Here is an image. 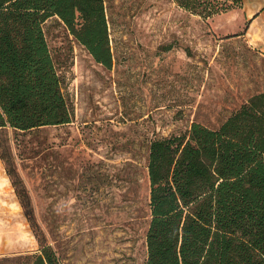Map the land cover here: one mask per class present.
<instances>
[{
  "label": "rangeland",
  "instance_id": "374dc122",
  "mask_svg": "<svg viewBox=\"0 0 264 264\" xmlns=\"http://www.w3.org/2000/svg\"><path fill=\"white\" fill-rule=\"evenodd\" d=\"M108 1L112 70L59 19L44 25L73 122L0 131L11 213L0 264H31L41 252L8 167L62 264H146L150 141L187 135L196 123L219 128L264 92V47L248 37V16L264 1L243 0L209 21L175 0Z\"/></svg>",
  "mask_w": 264,
  "mask_h": 264
},
{
  "label": "trees",
  "instance_id": "16d2710c",
  "mask_svg": "<svg viewBox=\"0 0 264 264\" xmlns=\"http://www.w3.org/2000/svg\"><path fill=\"white\" fill-rule=\"evenodd\" d=\"M206 21L243 0H175ZM108 0H0V131L73 122L59 60L44 25L59 19L96 63L113 69ZM232 3V4H231ZM146 264H264V92L219 128L193 124L181 137L150 141ZM0 159L7 156L0 144ZM15 193L41 252L31 264H62L35 222L28 193Z\"/></svg>",
  "mask_w": 264,
  "mask_h": 264
},
{
  "label": "crops",
  "instance_id": "0c3cea01",
  "mask_svg": "<svg viewBox=\"0 0 264 264\" xmlns=\"http://www.w3.org/2000/svg\"><path fill=\"white\" fill-rule=\"evenodd\" d=\"M252 2H261L264 0H251ZM259 5H263L259 3ZM264 6V5H263ZM249 19V26H248V37L251 46L257 47H264V11H256L254 13H250L248 16ZM6 178V171L3 162L0 159V233L3 232V226L9 223L10 221V209H6L5 201L3 198L4 195V187L1 185ZM15 226H18L17 223H13ZM19 225L21 223L19 222ZM0 240L5 241L7 237L4 233L0 234Z\"/></svg>",
  "mask_w": 264,
  "mask_h": 264
},
{
  "label": "bare ground",
  "instance_id": "6f19581e",
  "mask_svg": "<svg viewBox=\"0 0 264 264\" xmlns=\"http://www.w3.org/2000/svg\"><path fill=\"white\" fill-rule=\"evenodd\" d=\"M1 185L4 187L5 191L8 190L9 184H8V180L7 179H4V181H3V183Z\"/></svg>",
  "mask_w": 264,
  "mask_h": 264
}]
</instances>
